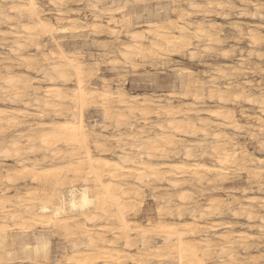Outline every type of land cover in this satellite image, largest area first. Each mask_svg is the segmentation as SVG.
Here are the masks:
<instances>
[{"label": "bare ground", "instance_id": "1", "mask_svg": "<svg viewBox=\"0 0 264 264\" xmlns=\"http://www.w3.org/2000/svg\"><path fill=\"white\" fill-rule=\"evenodd\" d=\"M0 1L9 2L7 9H5V8L0 9V26L1 25H8L9 26L7 30L1 31L0 37H1L2 41L6 42L4 44H6L10 47V51L15 53L14 55H16V53H18V51L22 50L23 46L27 43H29L32 46H35V48L39 49L41 47L40 46V44L42 42L41 40H43V41L46 40L47 43H48V41H50L55 46L54 50H52L49 54L48 53L44 54V57H41L44 60V63L41 65L38 62H37L38 64L34 63L35 61H38V60H35L34 62L31 60L34 55L31 56L30 51H29V54L31 57L30 59H28L26 57L28 55V54L25 55L26 53L23 54L25 57L24 56L21 57L22 56L21 53H20L21 56H19V54H17L18 55V56L16 55L17 57H21L18 59L19 63L22 65H25L27 70L29 69V71H30V69L32 67H35L34 65H36L37 70H39V71L42 70L43 71L42 78H40L41 76L40 77L34 76L32 79L22 78L23 76H21V75L19 76V74L17 75L16 71L13 70V72H15L16 74H14L11 71L13 68L10 70L11 67L10 68L6 67V68H9V69H7V72L5 74L0 73V98L6 99L8 102H11V103L17 105V103H20V102L24 103L25 102L24 97H26V95H28V97L33 96L32 99L34 100L35 104L32 107V109H30V108L29 109L35 110V111L38 110L39 112L36 114L39 115V119L47 116V114L45 113L46 112L45 109L50 108L52 106L54 107L53 111L55 112L57 118H59V117L62 118L59 121L53 120L50 122L43 121L41 119L42 122L37 121L36 123L34 122L33 124L30 123V120L28 118L29 125L31 124V126L28 125L29 129H27L26 127H25V129H21L22 131L19 129L21 132H19L17 129L18 133L15 134V136L14 135L12 136V135H9L7 133V130L10 128L14 129L15 127H17V125L19 124L18 116L19 115L24 116L25 111L22 110L24 107L22 109H19L20 107L18 109H14V107L12 109H9V108L8 109H0V157L8 158L10 156H16V158L19 161V166L21 165L20 169H17V171L15 170L16 172H12V171H10V167L7 168L4 165L0 164V264H13V263H16L17 260L20 262L30 261L31 264H42L40 262L41 260H39V259H43V261L49 262V259L53 253L52 252V248H53V246H52V244H53L52 232H57V233L61 232L60 236L63 234L65 236L64 240L67 239L70 242L69 246L71 245L75 250V251H73L75 253L66 259L67 264H100L102 262H103L102 264H113V263H115V264H128L127 263L128 261L132 262L131 264H133V263L134 264H144V262H147V264H154L153 261H149L150 259H156L157 261H159L158 264H168L169 261H171L170 264H209L208 262H210V261H208V260L211 259L212 256H215V255H217L219 257V260H220L219 263H217V264H249V262L244 261L246 259H244V260L239 259L235 255V253L233 251L235 241H233L231 239V237L229 236V234H227L226 232H224V233L218 232L219 234L216 236L217 240L215 239V241H217V243H213L212 240H214V239H212V237L201 238L204 235H208V234H206V232H208V233L209 232H216L222 228H224V229L226 228V230H227V228H231L232 223L230 221H228V222L214 221L210 225L204 227V230H203L201 227L198 226L199 224L197 225L196 217L195 216L193 217V214H195L198 211H199L200 216H204V215H214L215 216L218 214H225V213L227 216L228 215L227 213H231L235 217H238L239 215L241 216L242 214L243 215L245 214L246 216H248L247 218H249V219H253L254 217H257V216H255V212H254V210L256 209L255 207H253V208H255L253 210L251 207H248V205L247 206L244 205L242 207H241V205L239 207H237L236 205H233L237 201L239 203V200H240L238 198L239 196L238 197L236 196V199H233V201H229V202L213 201V200L209 201L208 200L209 201V202L207 201L208 204L206 203V206H204V208L201 207L202 209L196 208L197 206L196 207L194 206V208H193V206H192L191 213L193 212V214H192L193 218L191 220L187 219L188 221L182 220V219L179 220V218H178V221H171L170 222V220H169V222H167L168 220L165 221V218L162 217L164 220L160 219L156 223H153V224L151 223L148 226H145L143 224L144 225L143 226L142 224L135 223L134 222L135 220L132 221L129 218V216L131 215V213L133 211H135L134 209L136 207V203H137L138 199H140L141 195L143 194V190H145V189H143L144 188L143 186H145L150 181H153V182L154 181H165L170 186L171 190L172 189L173 190L178 189V191L180 192L182 190L181 189V184L183 182L182 180L186 174L191 175L192 181L194 180V181H196V183H203V181H206L205 185H207V183L210 185H215L216 182L223 183L226 180H228L229 174L232 173L233 169H237L239 171L241 169H243L242 167H240V164H239L240 162H238L240 152H241L240 151L241 148L238 146V144L233 143V140H232L233 137H229V135H227V131L228 130L229 131L230 130L243 131V130H247V126L244 123H242V121L238 118L236 111L231 107L229 108V107H224V105H222V106L221 105H218V106L214 105L217 107L216 108H205V106L208 105L207 100L217 101L218 103H222V104H224V103L226 104V103L230 102V103H245V104H247V106L249 105L250 108L257 110V112H259L261 114V116L257 118L258 124H256L255 126L258 128V130H259L258 132H262V134H263L262 136H264V94L261 93L262 95L260 94V96H257V95H255V93H249L250 91L249 92L246 91L247 87L245 85H243V86H245V88H246L245 89L243 86L238 85V82H237V86H236V88H234V90H233L234 84L232 82H221L219 84H215L216 76L225 78L228 75L220 68H216V70H215L216 73L210 79L211 85H206V83H203L205 80L203 82L200 81L198 83H193V78H192L191 72L188 70L185 72H179L180 73L179 77H178L179 82L178 81L177 82H178L179 87L181 88V91H178V92H176V90H175V92L171 91V92L166 93V96H164L165 94L163 96L167 99V101H172V99H176V98L186 99V98L190 97L191 102H189L190 105L188 107L185 106V107H187L186 109H183V107L176 105V103L173 104V103H169V102H168V104H166L165 107L161 106L158 108L155 105V104H157L156 101L159 102V101H162V99H163V97L159 94H158L159 96H157L156 100H154L155 98L152 100V99L147 98V97H140L139 95L133 96L132 94H131V96L129 95V97H128L122 91H111V90L103 89V88L100 89L102 87V86L100 87V85H98L100 88H98V86L97 87H91L89 85L90 83L88 81H90L89 79L92 75L91 73L92 72L94 73L95 69L91 72V70L85 65V63H82L79 60L78 53L75 52L74 50L73 51L72 50L67 51L64 44H63L64 42L62 41L63 40L62 34L68 33L70 31H72L73 29H76L77 26L75 24L77 21V25H78V22H79L78 20H76L75 18H71L73 16H71L69 13V15L71 16L70 18H68V22L70 25L69 26H66V25L62 26V24H61V26H56L54 23H52L50 20H48V18L47 19L45 18L46 15H49L53 12L44 9L45 7L43 8L41 6L40 0H17V2H16V0H0ZM56 1H58L60 4L65 2L64 0H49L50 3L56 2ZM66 1H68V0H66ZM115 1L116 0H114L112 6L110 8H108V11L110 12L109 14H111V16H110L111 21L107 20L108 23L113 22V23H115V25H121L122 28L127 26V25H131L133 22H132L130 17H126V15H125L126 12H125V14L121 13L120 18L115 16L116 13L119 15L120 14L119 12H122L123 10H125L122 7L123 5L121 4L122 5L121 6L119 4V2L121 0H119V2H118V4L120 6ZM131 1L133 3V0H131ZM145 1H147V0H145ZM58 2H56V3L59 4ZM141 2H144V0ZM178 2H179V0H178ZM223 2H225V1H223ZM244 2L246 3V1H244ZM254 2H257V1H254ZM172 3H174V2L172 1ZM199 3H201V2H198V5H200ZM212 3L210 2V4H212ZM247 3L249 4V2H247ZM53 4L56 6L55 3H53ZM60 4H59V6H60ZM68 4L69 3H67L66 5L69 7ZM87 4L90 5L89 3H87ZM131 4H130V6H131ZM193 4L194 3H192L190 5L194 7ZM217 4L219 6H223L221 2H218ZM229 4L231 5V3H229ZM213 5H215V4H213ZM218 5H216L217 7H215V6H213V7L220 8ZM67 6H66V10L68 9ZM172 6H173V4H172ZM259 6H261V5L255 4L254 8H255L256 13H258L257 11H259V8H260ZM263 6L264 5L262 4L261 7H263ZM199 7L200 6H198L197 9ZM232 7L234 8V6H232ZM180 8H183V7H180ZM188 8H189V6H188ZM225 8H226V6H225ZM86 9H88V8L86 7ZM104 9H106V8H104ZM83 11H84V9H83ZM97 11H100V10H97ZM171 11L175 12L172 9H171ZM179 11H181V10H179ZM185 11H184V13L180 12L178 14L177 20H173V18L171 19V18H168L166 16L165 22L163 20L160 22L145 23V30L146 31L143 30L144 32L142 30L138 32L137 29H136L137 31H134V32L133 31H127L126 32V30H125L126 38L128 39V41L125 43H122V45L120 46L118 51H116L114 49L113 50L119 53V58L121 59V61L123 60L125 64L132 63L134 57L135 58L136 57H143L144 58L147 56L148 57L147 60H149V58H151V57L156 58V57L161 56V55L163 56V55H167V54H179V53H184V54L188 53L191 57H193L195 54V52L193 50L194 46H197L199 44H203L204 42H212L213 41V43H214L216 38L214 37V34L210 33L211 29L208 30L204 25H202L203 24L202 21L204 20V17H203L201 22L198 21L199 23L195 21V23H197V24H195V23H192V22H189L188 20H186V18H188V17H186L188 15V10H187V12H185ZM196 11L197 10H195V12ZM211 11H212V9H211ZM218 11L215 13H219ZM201 12L203 15V11H201ZM232 12H234V11L232 10ZM64 13H65V11L63 12L61 9H57V11L54 14L57 15L56 19L58 20V18L63 19L62 16H65ZM80 13H82V12L80 11ZM155 13H157V12H155ZM208 13L206 11L207 15H209ZM262 13H260V14L262 15ZM143 14H145V13H143ZM191 14H193V13H190V16H191ZM206 14H204V15H206ZM247 14L248 13H246L245 15L249 16ZM135 15H136V13H135ZM139 15H141V14H139ZM226 15H228V13ZM74 16H75V14H74ZM84 16H86V15H84ZM93 16H94V14H93ZM193 16H195V15H193ZM257 16H258V14L255 15L256 18H257ZM101 17H104V16H101ZM252 17H254V16H252ZM259 17L263 18L262 16H259ZM103 19H100V20H103ZM199 19H200V17H199ZM95 20L98 21L99 19L95 18ZM189 20H190V18H189ZM61 21H64V20H61ZM85 22H87V21H85ZM139 23L141 24V22H139ZM263 23H264V21H263ZM91 24L92 23L87 24L88 27ZM134 24L137 25V23H134ZM101 25H102V22H101ZM259 26L260 25H258L257 27H259ZM80 27H81V25H80ZM82 27H84V26H82ZM88 27H86V28H88ZM93 27H95V26H93ZM110 27H112V26H110ZM211 27H212V25H211ZM222 27L223 26L221 25L220 28H222ZM251 27L249 28L250 30L253 29V27L252 28ZM255 27H256V25H255ZM97 29H99V28H97ZM111 29H113L112 31H114L116 28L114 29V27H113ZM126 29H128V28H126ZM142 29H144V28L142 27ZM214 29H215V26H214ZM101 30H102V28H101ZM116 30L119 32L121 30V32H123L122 29H120V30L116 29ZM139 30H140V28H139ZM254 30H256V29H253V31ZM112 31H111V33H112ZM214 31H217V29ZM241 31H242V29H241ZM257 31H254V32L256 33ZM95 32H94V34H95ZM251 32H249V34ZM258 33H259V31H258ZM123 34H124V32H123ZM253 35L252 36L250 35V38H251L250 41H252V42L255 41L257 34L256 35L253 34ZM81 36H83V35H81ZM110 36H111V34H110ZM222 37H224V36H222ZM103 38H105V37H103ZM257 38H258V36H257ZM259 39H260V37L258 39H256L255 42H257V40H258V43L260 41H262L261 39L259 41ZM123 40L126 41V39H123ZM8 41L10 43H8ZM91 41H95V40H91ZM146 41H147V44H146ZM83 42H84V40H83ZM113 42H114V40H113ZM71 43H72V41H71ZM29 44L25 45V46L29 47ZM112 44H114V43H112ZM249 44H251V43H249ZM92 45H93V43H92ZM214 45H216V44H214ZM255 45H252V46H255ZM85 46H86V44H85ZM205 46L208 47L207 45H205ZM233 46H235V45H233ZM112 47H113V45H112ZM101 48L103 49L104 47H101ZM196 48H195V50H196ZM229 49H230V47H229ZM199 50H201V49H199ZM225 51H227V49ZM243 51H244V49H243ZM259 51H261V50L259 49ZM262 51H264V50H262ZM262 51H261V53H262ZM9 52H7V53H9ZM37 52L38 51H36V53ZM231 52H232V50H231ZM36 53H35V55H36ZM88 53H89V51H88ZM203 53L204 52H202V55H203ZM252 53H253V51H252ZM236 54H238V53H236ZM247 54H250V53L247 52ZM3 55H4V53H3ZM197 55H198V53H197ZM227 55H229V53ZM258 55L260 56L261 54L259 53ZM16 56H14V57H16ZM223 56L226 57L225 55H223ZM250 56H252V54H250ZM263 56H264V54H262V58H263ZM210 57H212V56H210ZM4 58H6V57H4ZM4 58H2V59L4 60ZM9 58H6V59L14 61L13 59H9ZM11 58H12V56H11ZM111 58H115V57H111ZM119 58L117 60H119ZM214 58H216V57H214ZM260 58H261V56H260ZM42 59H39L40 62H42ZM137 59H140V58H137ZM244 59H245V57H244ZM8 60L6 62H10ZM85 60H86V58H85ZM141 60H143V59H141ZM147 60H143L144 61L143 63L145 64V61H146V63H148L149 61L147 62ZM158 61H159V59H158ZM3 62H5V61H3ZM113 62L115 63L116 60ZM154 62H155V60H154ZM200 62H201V60H200ZM13 63H15V62H13ZM107 63H108V61H107ZM162 63H163V61H162ZM150 64H151V60H150ZM230 64H232V63H230ZM96 65H97V63H96ZM99 65H100V63H99ZM103 65H102V67H104ZM157 65H159V64H157ZM157 65L155 64V66H157ZM237 65H240V63ZM5 66H9V65H7V63H6ZM14 66H15V64H14ZM119 66H121V65H118L115 67H119ZM132 66H134V65H132ZM137 66L138 65H136L135 67H137ZM243 66H244V64H243ZM19 67H20V65H19ZM235 68H236V66H235ZM184 69H186V67ZM204 69H206V68H204ZM237 69H238V67L235 70H237ZM240 69H241V67H240ZM179 70H182V69H179ZM230 70H231L230 72H232V68ZM235 70H233V71H235ZM182 71H184V70H182ZM25 72L27 73V71H25ZM115 72H117V71H115ZM256 72H257V70H256ZM18 73H20V72H18ZM31 74L32 73H30V76H31ZM119 74H121V72ZM244 74H246V73H244ZM27 75H29V74H27ZM207 75H210V74H207ZM211 75H213V74H211ZM233 75H234V73H233ZM24 76H26V75L24 74ZM245 76H247V75H245ZM228 77H231V76H228ZM112 78H114V77H112ZM176 79H177V77H176ZM70 80H73L72 87L74 86V88L72 89V91L70 90L71 91L70 93H67L69 91V89L67 92H65L66 90L65 89H64L65 91L63 90V86L61 87L58 83L59 82L64 83V82H68ZM101 80L103 81V79H101ZM116 80H118V78ZM116 80H114V82H117ZM245 80H249V79L246 78ZM110 81H111V79H110ZM40 82L51 84L42 92L41 96L38 93V87L39 86L36 87L37 86L36 85L33 88L34 84H37ZM261 82H262V80H261ZM192 83H193V85H192ZM118 84H117V86H120V84L119 85ZM66 85H68V84H66ZM31 87L33 89V93L28 92ZM65 87L67 89V86H65ZM108 87H109V85H108ZM69 88H70V86H69ZM112 90H113V88H112ZM259 92H261V91L259 90ZM150 96L152 97V95H150ZM6 100H4V101H6ZM26 101L28 102V104H30L28 100H26ZM166 102H164V103H166ZM6 103L7 102H5V104ZM25 104H27V103H25ZM32 104H33V102L31 103V105ZM152 105H155V107L158 108L155 116L159 117V120H160V118L162 119L164 117L165 120H163V121H166V122H164V123L157 122V125L153 126L155 128L157 127L156 132L154 131L155 132L154 136H147L148 131L146 132V136H137L138 134L141 133V132L138 133L140 130L138 132L135 130V132H137L138 134L137 133L133 134V132H134L133 130L130 132V130L135 125V123H132V122L130 123L129 122L130 119L128 117L131 116L130 118H132L133 116L134 117L136 116L138 118L137 114H139L140 116L142 115V117H144V116L148 115V113L151 112L150 108L153 107ZM93 106H97L102 111L103 118H105V119H111L116 115L115 117H117V119H116L117 121H119V122L122 121V123H123V121H126L125 123L130 124L129 127L131 129L128 127L130 130L127 133L126 137H123L121 134L118 135V133H117V135H112V134H114V133H112L111 137H109V139H107L108 137L105 139L108 142L110 141V143L113 142L115 144L114 148L110 147V146H112V145H110L109 147L111 149H109V147L106 146L104 144V142H102L103 140L99 141L98 139H96L95 142L93 141L92 134L90 133V129L88 127L87 113H86V110L89 107H93ZM225 106H227V105H225ZM42 107H44L45 109L44 108L41 109ZM113 108H115L118 113L115 112L116 110L113 111L114 110ZM155 110L156 109H154L153 112ZM47 111H48V109H47ZM241 112L243 115H246V112H244V110ZM29 113L27 115H29ZM50 114H54V113H50ZM50 114H49V117H50ZM153 114H155V113H153ZM192 114H194L195 116H192ZM33 115H35V114H33ZM161 116H163V117H161ZM178 116H183V118L181 120H177ZM34 117L36 118L37 116H34ZM21 118L22 117L19 116L20 121L22 120ZM53 118H54V116H53ZM37 119L38 118H36V120ZM139 120H141V119H139ZM155 121H158V120L155 119ZM24 122L26 124L25 120H24ZM100 123H102V122H100ZM112 123H110V124H112ZM149 123H150V121H149ZM106 124L110 125L108 123H105V125ZM115 124H113V126ZM21 125H18V126H21ZM107 125H106V127H107ZM120 125H121V122H120ZM123 125L125 126V124H123ZM143 125H144V123H143ZM143 125H141L140 127H142ZM152 125L150 124V126H152ZM94 126H96V124ZM212 126L217 127L216 130L213 129L214 127L212 128ZM91 127H92V125H91ZM153 127H152V129H153ZM92 128H91V130H93ZM102 128H103V126H102ZM139 129H142V128H139ZM149 129H151V127ZM23 130H27V131L29 130V131L24 132ZM123 130H126V129H123ZM225 130H227V131H225ZM121 131H119V132H121ZM8 132H11V130ZM92 132H94V131H92ZM99 132H101V131H99ZM125 133H124V135H125ZM179 133L180 134L184 133L185 136H187V137H189V136L199 137L197 142L193 141V142H195L194 144H196V146L199 147L202 155H209L213 159V162L212 161H211L212 163L209 162L210 164L203 163L204 159L202 160V163L198 162L196 159H194L195 156L193 153V149L191 147H188V146L184 149V156L183 157L185 158L184 160H187L188 162L189 161L192 162L190 164L186 163L187 161L184 163L183 160H182L183 163H179V162H177V163H171V162L170 163H154V162H152L151 161L152 157L154 158L156 156H158V157L169 156V154H167V152H166L167 149L165 150V148H166V146L171 147V146H175L176 144H178L177 143L178 141H176L174 138H176V135ZM237 133H239V132H237ZM246 133H248V132H246ZM149 135H151V134H149ZM258 135L256 137L252 134L251 137L254 136L258 139ZM260 135H261V133H260ZM102 136H104V134ZM262 136H260V137H262ZM14 137L17 139H15ZM97 138H99V137H97ZM22 139L27 143V145H29L30 148L33 147L34 151H36V152L40 151L41 152V154H40L41 158H38L33 163L31 162V164H26L30 161V159L28 160V162H26V159L24 157L25 156L24 155V153H25L24 147L20 146V143H22L21 142ZM246 140L248 141V137ZM258 140H260V139H258ZM185 141L186 140H184V142ZM185 143L187 144V141ZM258 143H261V142H258ZM258 143H256L257 145L256 144L255 145L258 146ZM262 143H264V142H262ZM182 144H184V143L182 142ZM229 144H232L233 147L230 146L231 148H229L228 147ZM62 145H65L69 149V153L61 152L60 146H62ZM65 146H64V148H65ZM256 146H254V147H256ZM178 147H182V146H178ZM175 148H176V146H175ZM257 148H259V147H257ZM170 149L171 148H169L168 150H170ZM262 149H264V148H262ZM258 151L260 152V150H258ZM36 152H34V153H36ZM200 152L198 151L199 154H200ZM253 152H252V155L254 154ZM34 153H32V154H34ZM173 154L176 156L178 154V151H176V149H175V151L173 150ZM243 154H246V153H243ZM110 155L117 156V157L116 158L114 157V159H113L112 157H110ZM196 156H199V155H196ZM247 156H248V154H247ZM249 156H250V154H249ZM253 156H255V155H253ZM35 157H36V154H35ZM2 158H1V160H2ZM64 158H66L67 161H66V164H64L65 166H62V167H60L58 165V166H52V167H46L45 168V167L41 166L42 165L41 163L37 162V161H41L42 163H46L49 161V162L53 163L57 160L64 159ZM173 158L174 157H172V159ZM33 159H35V158H32L31 160H33ZM66 159H64V160H66ZM145 159H148L149 161L145 160ZM178 159H179V157H178ZM247 159L249 160V157ZM64 160H62V161H64ZM3 161H4V159H3ZM259 162H260V158H259ZM5 163L7 164L8 162L5 161ZM9 163H11V162H9ZM9 163H8V165H9ZM244 163H246V162H244ZM260 163H264V160H263V162H260ZM56 165H57V163H56ZM62 165H63V163H62ZM245 166H247V165H245ZM253 167L251 168V170L249 168H248L249 170H247V174L249 176V179H251L250 183L253 182L252 185H254V183H256L258 186H261L262 183H264V166L262 165V166H259L257 168H253ZM14 168H15V166H14ZM11 169L13 170V167ZM245 169H246V167H245ZM242 172H244V171H242ZM67 177H70V181L68 180V184H67L68 186L65 187L66 183H67L66 180L68 179ZM27 179L36 183V186L33 189H29L30 185L32 187V184H30V183H29L30 185L28 186V189L25 188L26 189L25 192L21 191L23 193H21L19 191L20 188L17 190L18 187H16V189H14V187H13L14 184L16 185L17 182L20 183V180L23 182V185H25V187H26L27 186V183H26ZM242 179H243V177H242ZM234 181H235V179H234ZM236 181H238V180L236 179ZM202 185H204V184H202ZM248 185H250V184H248ZM257 185H255L256 189H257ZM230 186H227V187H230ZM263 186H261V187H263ZM148 187H149V185H148ZM156 188H159V187H156ZM185 188L187 190L186 186H185ZM12 189H14L13 192H15L13 195L11 194ZM198 189H200V188H198ZM237 189H238V186H237ZM152 190H155V188L154 189L152 188ZM186 190H182L181 193L179 194V197L176 196V198H178V200L181 201V203L186 202L187 198L189 196V192H188L189 190L188 191H186ZM157 191H159V190H157ZM166 191H167V189H166ZM224 191H227V190H224ZM253 191H254V189H253ZM153 192H155V191H153ZM246 192L247 191H245V193ZM255 193L253 195H255ZM144 194H145V191H144ZM162 194L163 195H161V193H160L159 196L161 195L160 197H163L164 193L162 192ZM166 194H168V193L166 192ZM191 194H192V192H191ZM156 195H157V193H156ZM231 195H233V194H231ZM144 196L146 197V195H144ZM190 196H193V195H190ZM251 196H252V194H251ZM255 196H257V195H255ZM259 196H261V195H259ZM155 197L157 198V196H155ZM211 198H213V197H211ZM255 198H253V199H255ZM158 200H160V199H158ZM251 201H254V200H251ZM163 202H165L167 204V206L170 208V210H168V212H166V213H168V215L174 214L173 213L174 211H173V209L171 210V208H173L172 204L174 202H177V201H175V199H173V196L169 195L168 197H166L163 200ZM157 203H159V202H157ZM197 203H199V202H197ZM248 203H249V201H248ZM138 204H141L140 201ZM194 204H195V202H194ZM260 204L261 203L259 202V205ZM162 205H164V204H162ZM184 205H187V204L185 203ZM195 205H197V204H195ZM250 205L252 206L253 204H250ZM158 207H160V206H158ZM258 207H257V209H260ZM262 207L264 208V203H263ZM187 208H190V207H187ZM138 209L140 210V208H138ZM163 209H161L159 211L160 214H161V211ZM184 209H185L184 207H180V206L175 208V211H176L175 213L177 214L178 217L183 216ZM137 211H135V212H137ZM188 211H190V210H188ZM186 213H187V210H186ZM165 214L162 213L161 215H165ZM186 215H188V214H186ZM261 215L264 216V214H261ZM135 216L133 215V217H135ZM263 216L261 217L260 221L257 220V221H259V223L257 224L259 227L258 229H260L261 231L264 230V217ZM208 218H210V217H208ZM216 218H217V216H216ZM221 218H223V216ZM241 218H243V217H241ZM81 220L84 221V223H80ZM175 220H177V219H175ZM98 221H102L104 223H102L101 225H97ZM136 221H138V220H136ZM240 221H242V220H240ZM250 221H252V220H250ZM139 223H141L140 220H139ZM202 226H203V224H202ZM235 226H237V225H235ZM247 226H248V223H247ZM249 226H253V225H249ZM203 231L205 232V234L202 236H201V234H199L200 238L198 240H196V242H194L193 239H192L193 241H190L191 240L190 238H189L190 240L187 239V237L197 236L198 233L203 232ZM236 232H234V233H236ZM239 232H240V234L244 233V232L241 233V230H239ZM246 232L244 233V235H239V237L242 238L243 240L244 239L247 240V237H249L251 235L255 236V234H256V233L250 234L248 236L246 234ZM106 233H111L114 236L115 240H113V236H112L111 237L112 241L108 242L107 240L110 239V237L108 238L109 235L108 236L106 235L108 239L105 238ZM134 234L138 235L141 238V244L145 248V249L143 248L144 252L142 255L131 253V250L134 249L133 248V245H134L133 241L134 240L132 239V235L134 236ZM211 234L214 235L215 233H211ZM213 235H211V236H213ZM152 236L158 237V238L159 237L163 238L166 245L164 247L162 246L163 247L162 249L158 248L156 250H153L152 247L155 244L151 248L150 247L148 248L149 237H152ZM237 236L235 238H237ZM139 237H138V239H140ZM134 238H135V236H134ZM136 238H137V236H136ZM121 239L123 241L122 243L124 244V249L123 248L119 249V248H121L122 245L119 247L120 243L118 240H121ZM156 240H158V239H156ZM260 240H262V239H260ZM248 241H249V238H248ZM154 242H155V240H154ZM243 242H245V241H243ZM65 243H66V241H65ZM101 243L103 246L100 245ZM150 243H152V242L150 241ZM161 243H162V241H161ZM261 243H262V241H261ZM157 244H159V243H157ZM162 244H164V243H162ZM253 244H255V243L253 242ZM244 245L245 244H243V246ZM246 245H247V243H246ZM246 247H248V246H246ZM160 248H161V246H160ZM63 249H65V248H63ZM68 249H70V248H68ZM245 249L246 248L244 247V250H242V251H245ZM139 250H141V249L139 248ZM240 250H241V248H240ZM235 251H236V248H235ZM19 253H21L22 255L19 256L20 255ZM250 253L249 254L245 253V254L250 255ZM254 253L255 252H253V254ZM238 254L239 253H237V255ZM253 254H251V255H253ZM256 254H257V252H256ZM242 256H244V255L242 254ZM245 256H247V255H245ZM244 257H242V258H244ZM254 257H256L255 259H257V256H254ZM260 257H262V256H260ZM249 258H250V256H249ZM61 259H58V260H61ZM248 261H249V259H248ZM212 263H213V260H212ZM250 263H251V260H250Z\"/></svg>", "mask_w": 264, "mask_h": 264}, {"label": "rangeland", "instance_id": "2", "mask_svg": "<svg viewBox=\"0 0 264 264\" xmlns=\"http://www.w3.org/2000/svg\"><path fill=\"white\" fill-rule=\"evenodd\" d=\"M41 2V6L44 8V9H46V10H48V11H52L53 13H51V14H49V15H46L45 16V18L47 19L48 18V20H50L52 23H54L56 26H61V24H62V26H69L70 24H69V22H68V18H70L71 16H73V17H71V18H75L76 20H78L79 22H78V25H77V21H76V26H77V28L76 29H73L72 31H70V32H68V33H65V34H62V38H63V44H64V46H65V48H66V50L67 51H75V52H77L78 53V58H79V60L82 62V63H85V65L91 70V72L95 69V71H94V73L92 72L91 74V77H90V81H88L90 84V86L91 87H97L98 85H100V87L98 86V88H100V89H108V90H111V91H122V92H124L128 97H129V95L131 96V94L134 96V95H139L140 97H147V98H150V99H154V100H156V98H157V96H159V95H161L162 97H163V99H162V101H159V102H157L156 101V103L158 104H155L158 108L159 107H165L166 106V104H168V102L169 103H173V104H175L176 103V105H179V106H181V107H183V109H186L190 104H189V102H191V98L190 97H188V98H186V99H181V98H176V99H172V101H167V99L164 97V96H166V93H168V92H171V91H174L175 92V90H176V92H178V91H181V88L179 87V85H178V82H179V79H178V77H179V72H185V71H190L191 72V75H192V78H193V83H198V82H200V81H204L203 83H206V85H211V82H210V79L212 78V76H214V74L216 73L215 72V70H216V68H220V69H222L226 74H228L225 78H222V77H217L216 76V80H215V84H219V83H221V82H232L233 84H234V87H233V90H234V88H236V86H237V82H238V85H241V86H243V85H245L246 87H247V89L245 88V86H243L245 89H246V91L247 92H249V93H255V95H257V96H260V94L262 93V94H264V56H263V58H262V54H264V51H262V50H264L263 48H264V23H263V21H264V6L263 7H261L262 6V4L264 5V0L262 1V0H179V2H178V0H147V1H145L144 0V2H141V1H143V0H133V3H132V1L131 0H121L120 2H119V0L117 1H115V2H117V4H118V2H119V4L123 7V9H125V10H123L122 12H119L120 14L118 15L117 13L115 14V16L116 17H118V18H120L121 17V13L122 14H125V12H126V17H130L131 18V20H132V24L131 25H127V26H125V27H123L122 28V26L121 25H115V23H113V22H110V23H108V21H111L110 20V16H111V14H109L110 12L108 11V8H110L111 6H112V4H113V1L114 0H68V1H66V0H64L65 2L64 3H59L58 1H56V2H58L59 4H60V6H59V4H57L56 2H52V3H50L49 2V0H40ZM80 1V2H79ZM90 1V2H89ZM172 1L174 2V3H172ZM176 1V2H175ZM186 1V2H185ZM206 3H205V2ZM223 1H225V2H223ZM233 1V2H232ZM236 1V2H235ZM244 1H246V3L244 2ZM254 1H257V2H254ZM262 1V2H261ZM1 3H0V9H7V7H8V3L9 2H5V1H0ZM16 2H17V0H16ZM82 2V3H81ZM85 2V3H84ZM95 2V3H94ZM104 4H103V3ZM130 2V3H129ZM178 2V3H177ZM198 2H203L202 4L204 5H202L201 3H199L200 5H198ZM210 4V2L212 3V4H208V3ZM218 2H221L222 3V5L223 6H219L217 3ZM247 2H249V4L247 3ZM251 2V3H250ZM4 3V4H3ZM43 3V4H42ZM53 3H55L56 4V6L53 4ZM67 3H69L68 5H69V7L66 5ZM87 3H89L90 5H88ZM93 3V4H92ZM106 3V4H105ZM124 3V4H123ZM132 3V4H131ZM192 3H194L193 5H194V7L193 6H191L190 4H192ZM197 5H196V4ZM229 3H231V5L229 4ZM234 5H233V4ZM254 3V4H253ZM7 4V5H6ZM102 4V5H101ZM118 4V5H119ZM130 4H131V6H130ZM172 4H173V6H172ZM213 4H215V5H213ZM225 4V5H224ZM255 4L256 5H261V6H259L260 8H259V11H257L258 13H256V11H255ZM4 5V6H3ZM68 7V9L66 10V6ZM86 5V6H85ZM94 5V6H93ZM109 5V6H108ZM119 5V6H120ZM146 5V6H145ZM189 6V8H188V6ZM196 5V6H195ZM215 6V7H217L216 5H218L220 8H215V7H213V6ZM6 6V7H5ZM59 6V7H58ZM71 6V7H70ZM108 6V7H107ZM127 6V7H126ZM198 6H200L198 9H197V7ZM203 6V7H202ZM225 6H226V8H225ZM232 6H234V8L232 7ZM245 6V7H244ZM56 7V8H55ZM74 7V8H73ZM86 7L88 8V9H86ZM125 7V8H124ZM180 7H183V8H180ZM210 7V8H209ZM213 7V8H212ZM249 7V8H248ZM104 8H106V9H104ZM175 10H174V9ZM191 8V9H190ZM202 8V9H201ZM236 8V9H235ZM250 10H248V9ZM262 8V9H261ZM55 9V10H54ZM57 9H61L63 12L65 11V13H64V15L65 16H62L63 17V19H61V18H58V20L56 19L57 18V15H55L54 13L57 11ZM75 9V10H74ZM83 9H84V11H83ZM87 11H86V10ZM90 9V10H89ZM96 9V10H95ZM145 9V10H144ZM153 9V10H152ZM171 9L173 10V11H175V12H172L171 11ZM181 10V11H179V10ZM201 9V10H200ZM211 9H212V11L214 12H212L211 11ZM243 9V10H242ZM261 9V10H260ZM97 10H100V11H97ZM162 10V11H161ZM186 10V11H185ZM187 10H188V15L186 16V17H188V18H186V20H188L189 22H192V23H195V21L196 22H201L202 21V19H203V17H204V20L202 21V25H204L208 30L209 29H211V31H210V33H212V34H214V37L216 38L215 39V41H214V43H213V41L212 42H204L203 44H199V45H197V46H194L193 47V50H194V52H195V54H194V56L193 57H191L188 53H186V54H184V53H179V54H167V55H161V56H158V57H151V58H149V60H147V56L146 57H134V59H133V61H132V63H130V64H125L124 63V61L122 60L121 61V59L119 58V53L118 52H116V51H118L119 50V48H120V46L122 45V43H125V42H127L128 41V39L126 38V32L127 31H137L138 30V32L139 31H146L145 30V23H154V22H160V21H163L164 20V22L166 21V16L168 17V18H173V20H177L178 19V14L180 13V12H183L184 13V11L185 12H187ZM195 10H197L196 12H195ZM219 10V11H218ZM232 10L234 11V12H232ZM70 11V12H69ZM77 11V12H76ZM80 11L82 12V13H80ZM107 11V12H106ZM190 11V12H189ZM201 11H203V15H202V12ZM206 11H207V13L209 14V15H207L206 14ZM211 11V12H210ZM219 12V13H215V12ZM221 11V12H220ZM248 11V12H247ZM92 14H91V13ZM106 12V13H105ZM155 12H157V13H155ZM201 14H199V13ZM242 12V13H241ZM245 12V13H244ZM250 12V13H249ZM262 13V15L260 14V13ZM69 13H70V15H69ZM96 13V14H95ZM101 15H100V14ZM135 13H136V15H135ZM143 13H145V14H143ZM190 13H193V14H191V16H190ZM228 13V15H226ZM246 13H248L247 15H249V16H246L245 14ZM256 14H258V16H257V18L255 17V15ZM74 14H75V16H74ZM81 14V15H80ZM93 14H94V16H93ZM106 14V15H105ZM139 14H141V15H139ZM204 14H206V15H204ZM243 14V15H242ZM260 14V15H259ZM84 15H86V16H84ZM144 15V16H143ZM172 15V16H171ZM177 15V16H176ZM193 15H195V16H193ZM217 15V16H216ZM68 16V17H67ZM84 16V17H83ZM101 16H104V17H101ZM107 16V17H106ZM109 16V17H108ZM135 16V17H134ZM163 18H162V17ZM252 16H254V17H252ZM259 16H262L263 18H261V17H259ZM77 17V18H76ZM81 17V18H80ZM87 17V18H86ZM98 18L99 20L98 21H96L95 20V18ZM106 17V18H105ZM199 17H200V19H199ZM202 17V18H201ZM105 20H104V19ZM176 18V19H175ZM189 18H190V20H189ZM206 18V19H205ZM67 19V20H66ZM100 19H103V20H100ZM196 19V20H195ZM61 20H64V21H61ZM81 20V21H80ZM83 20V21H82ZM96 22H94V21ZM108 20V21H107ZM134 20V21H133ZM153 20V21H152ZM155 20V21H154ZM157 20V21H156ZM257 20V21H256ZM55 21V22H54ZM60 21V22H59ZM66 21V22H65ZM85 21H87V22H85ZM91 21V22H90ZM146 21V22H145ZM237 21V22H236ZM252 21V22H251ZM101 22H102V25H101ZM139 22H141V24L139 23ZM198 22V23H199ZM206 22V23H205ZM222 22V23H221ZM251 22V23H250ZM90 24V23H92L91 25H89V27H88V25L87 24ZM134 23H137V25L136 24H134ZM250 23V24H249ZM255 23V24H254ZM110 24V25H109ZM140 24V25H139ZM195 24H197V23H195ZM263 24V25H262ZM80 25H81V27H80ZM86 25V26H85ZM98 25V26H97ZM106 25V26H105ZM108 25V26H107ZM211 25H212V27H211ZM215 26V29H214V26ZM221 25L223 26L222 28H220L221 27ZM235 25V26H234ZM239 25V26H238ZM255 25H256V27H255ZM258 25H260L259 27H257ZM82 26H84V27H82ZM93 26H95V27H93ZM110 26H112V27H110ZM118 26V27H117ZM242 26V27H241ZM249 26V27H248ZM253 27V29H256V30H254V31H259V33H258V31L255 33L254 31H253V29H249L250 27ZM8 25H1L0 26V33H1V31H5V30H7L8 29ZM86 27H88V28H86ZM105 27V28H104ZM114 27V29L116 28V29H118V30H120V29H122V31L124 32V34H123V32H121V30H120V32L119 31H117L116 29L114 30V31H112L113 29H111V28H113ZM142 27L144 28V29H142ZM251 27V28H252ZM81 28V29H80ZM97 28H99V29H97ZM101 28H102V30H101ZM126 28H128V29H126ZM139 28H140V30H139ZM4 29V30H3ZM84 29V30H83ZM87 29V30H86ZM111 29V30H110ZM137 29V30H136ZM217 29V31H214V30H216ZM241 29H242V31H241ZM261 29V30H260ZM90 32H89V31ZM100 30V31H99ZM125 30H126V32H125ZM221 30V31H220ZM85 31V32H84ZM96 31V32H95ZM111 31H112V33H111ZM143 31V32H144ZM223 31V32H222ZM251 32L250 34H249V32ZM262 31V32H261ZM76 32V33H75ZM79 32V33H78ZM94 32H95V34H94ZM242 32V33H241ZM98 33V34H97ZM244 33V34H243ZM90 34V35H89ZM110 34H111V36H110ZM253 34H257V36H258V38L260 37V39L262 40V41H260V39H259V43H258V40H257V42H255L256 41V39H258L257 38V36H256V39H255V41L254 42H252V41H250V35L252 36ZM260 36H259V35ZM81 35H83V36H81ZM85 35V36H84ZM218 35V36H217ZM96 38H95V37ZM98 36V37H97ZM217 36V37H216ZM222 36H224V37H222ZM234 36V37H233ZM236 36V37H235ZM254 36V35H253ZM85 39H84V38ZM102 37V38H101ZM103 37H105V38H103ZM81 38V39H80ZM83 38V39H82ZM90 38V39H89ZM112 38V39H111ZM115 38V39H114ZM224 38V39H223ZM236 38V39H235ZM123 39H126V41L125 40H123ZM241 39V40H240ZM83 40H84V42H83ZM86 40V41H85ZM91 40H95V41H91ZM113 40H114V42H113ZM122 40V41H121ZM237 40V41H236ZM42 42H41V44H40V48L39 49H37V48H35V46H32L31 44H29V43H27V44H25V45H28L29 44V47L27 46H23V48H22V50H20V51H18V53H16V55L17 54H19V56H21V54H22V56L21 57H23L24 55L23 54H25V55H27L26 57L28 58V59H30L31 57H30V54H31V56H33L32 57V61L34 62L35 60H38V61H35L34 63H39L40 65L41 64H43L44 63V60L41 58V57H44V54H49L52 50H54V48H55V46H54V44L52 43V42H50V41H48V43L46 42V40L45 41H43V40H41ZM71 41H72V43H71ZM81 41V42H80ZM93 43V45H92V43ZM110 41V42H109ZM124 41V42H123ZM78 42V43H77ZM107 42V43H106ZM219 42V43H218ZM235 42V43H234ZM239 42V43H238ZM4 43H6V42H4V41H2L1 40V37H0V44L2 45H0V58L2 59V58H4V57H6V58H9V59H13L14 61H12V60H8V59H6V58H4V60L2 59H0V73H2V74H5L6 72H7V69H9L10 67V70L13 72V70L14 71H16L17 72V75L19 74V76L21 75V76H23L22 78H28V79H32L34 76L35 77H40V78H42V74H43V71L42 70H37L36 69V65H34L35 67H32L31 69H30V71H29V69L27 70L26 69V67H25V65H22V64H20L19 63V58H21V57H17L16 55H14L15 53H13L12 51H10V47L8 46V45H6V44H4ZM8 43H10L9 41H8ZM51 43V44H50ZM67 43V44H66ZM97 43V44H96ZM112 43H114V44H112ZM116 43V44H115ZM249 43H251V44H249ZM50 44V45H49ZM53 44V45H52ZM83 44V45H82ZM85 44H86V46H85ZM95 44V45H94ZM146 44H147V41H146ZM209 44V45H208ZM211 44V45H210ZM214 44H216V45H214ZM231 44V45H230ZM239 44V45H238ZM256 44V45H255ZM258 44V45H257ZM4 45V46H3ZM49 45V46H48ZM92 45V46H91ZM112 45H113V47H112ZM205 45H207L208 47H206ZM233 45H235V46H233ZM252 45H255V46H252ZM214 46V47H213ZM250 46V47H249ZM8 47V48H7ZM25 47V48H24ZM86 47V48H85ZM101 47H104L103 49L101 48ZM197 47V48H196ZM205 47V48H204ZM216 47V48H215ZM229 47H230V49L232 50V52H231V50L229 49ZM255 47V48H254ZM32 48V49H31ZM97 48V49H96ZM101 48V49H100ZM108 48V49H107ZM117 48V49H116ZM195 48H196V50H195ZM215 48V49H214ZM244 49V51H243V49ZM250 48V49H249ZM41 49V50H40ZM90 49V50H89ZM100 49V50H99ZM106 49V50H105ZM116 50V51H114V50ZM199 49H201V50H199ZM205 49V50H204ZM227 49V51H225ZM235 49V50H234ZM241 49V50H240ZM253 49V50H252ZM258 51H257V50ZM259 49L262 51V53H261V51H259ZM82 50V51H81ZM85 50V51H84ZM103 50V51H102ZM208 50V51H207ZM230 50V51H229ZM251 50V51H250ZM2 51V52H1ZM9 52V53H7V52ZM29 51H30V54H29ZM36 51H38L37 53H36ZM49 51V52H48ZM88 51H89V53H88ZM99 51V52H98ZM225 51V52H224ZM243 51V52H242ZM252 51H253V53H252ZM16 52V51H15ZM23 52V53H22ZM28 52V53H27ZM41 52V53H40ZM43 52V53H42ZM202 52H204L203 53V55H202ZM223 52V53H222ZM240 52V53H239ZM247 52H249L250 54H252V56H250V54H247ZM261 54L260 56H261V58H260V56L258 55L259 53ZM2 53V54H1ZM3 53H4V55H3ZM21 53V54H20ZM35 53H36V55H35ZM40 53V54H39ZM97 53V54H96ZM111 53V54H110ZM113 53V54H112ZM117 55H116V54ZM197 53H198V55H197ZM226 53V54H225ZM229 53V55H227ZM236 53H238V54H236ZM9 54V55H8ZM42 54V55H41ZM241 54V55H240ZM246 54V55H245ZM41 55V56H40ZM81 57H80V56ZM223 55H227L226 57H224ZM11 56H12V58H11ZM14 56H16V57H14ZM39 56V57H38ZM85 56V57H84ZM103 56V57H102ZM117 56V57H116ZM190 56V57H189ZM210 56H212V57H210ZM229 56V57H228ZM243 56V57H242ZM25 57V56H24ZM38 57V58H37ZM92 57V58H91ZM102 57V58H101ZM105 57V58H104ZM111 57H115V58H111ZM160 57V58H159ZM201 57V58H200ZM214 57H216V58H214ZM239 57V58H238ZM244 57H245V59H244ZM249 57V58H248ZM257 57V58H256ZM16 60H15V59ZM85 58H86V60H85ZM104 58V59H103ZM108 58V59H107ZM119 58V60H117ZM137 58H140V59H137ZM146 58V59H145ZM178 58V59H177ZM191 58V59H190ZM238 58V59H237ZM242 60H241V59ZM6 59V60H5ZM39 59H42V62H40V60ZM112 61H111V60ZM141 59H143V60H147V62L148 63H146V61H145V64L143 63L144 61L143 60H141ZM158 59H159V61H158ZM166 59V60H165ZM169 59V60H168ZM181 59V60H180ZM199 59V60H198ZM10 61V62H6V61ZM103 60V61H102ZM116 60V62L114 63L113 61H115ZM138 60V61H137ZM140 60V61H139ZM150 60H151V64H150ZM154 60H155V62H154ZM172 60V61H171ZM183 60V61H182ZM200 60H201V62H200ZM217 60V61H216ZM241 60V61H240ZM2 61V62H1ZM3 61H5V62H3ZM86 61V62H85ZM93 61V62H92ZM97 61V62H96ZM99 61V62H98ZM107 61H108V63H107ZM119 61V62H118ZM162 61H163V63H162ZM203 61V62H202ZM243 61V62H242ZM13 62H15V63H13ZM18 62V63H17ZM88 62V63H87ZM165 62V63H164ZM170 62V63H169ZM172 62V63H171ZM224 62V63H223ZM227 62V63H226ZM229 62V63H228ZM237 64H239L240 63V65H237ZM6 63H7V65H9V66H5L6 65ZM37 63V64H38ZM93 63V64H92ZM96 63H97V65H96ZM99 63H100V65H99ZM107 63V64H106ZM120 63V64H119ZM143 63V64H142ZM161 63V64H160ZM168 63V64H167ZM205 63V64H204ZM230 63H232V64H230ZM249 63V64H248ZM3 66H2V65ZM14 64H15V66H14ZM104 64V65H103ZM123 64V65H122ZM142 64V65H141ZM148 64V65H147ZM154 64V65H153ZM155 64L157 65V64H159V65H157V66H155ZM164 64V65H163ZM167 64V65H166ZM230 64V65H229ZM242 64V65H241ZM243 64H244V66H243ZM259 64V65H258ZM19 65H20V67H19ZM22 65V66H21ZM102 65L104 66V67H102ZM108 65V66H107ZM110 65V66H109ZM118 65H121V66H119V67H115V66H118ZM132 65H134V66H132ZM136 65H138L137 67H135ZM153 65V66H152ZM216 65V66H215ZM219 67H218V66ZM249 65V66H248ZM91 66V67H90ZM107 66V67H106ZM125 66V67H124ZM129 66V67H128ZM173 66V67H172ZM175 66V67H174ZM179 66V67H178ZM181 66V67H180ZM227 66V67H226ZM235 66H236V68L238 67V69L237 70H235L236 68H235ZM4 67V68H3ZM6 67H9V68H6ZM19 67V68H18ZM122 67V68H121ZM133 67V68H132ZM186 67V69H184ZM197 67V68H196ZM215 67V68H214ZM234 67V68H233ZM240 67H241V69H240ZM247 69H246V68ZM250 69H249V68ZM3 68V69H2ZM35 68V69H34ZM102 70H101V69ZM117 68V69H116ZM127 68V69H126ZM131 68V69H130ZM175 68V69H174ZM204 68H206V69H204ZM232 68V72H230L231 69ZM2 69V70H1ZM5 69V70H4ZM23 69V70H22ZM178 69V70H177ZM179 69H182V70H184V71H182V70H179ZM228 69V70H227ZM244 69V70H243ZM249 69V70H248ZM33 70V71H32ZM99 70V71H98ZM117 71V72H115V71ZM120 70V71H119ZM163 70V71H162ZM169 70V71H168ZM192 70V71H191ZM233 70H235V71H233ZM242 70V71H241ZM253 70V71H252ZM255 70V71H254ZM256 70H257V72H256ZM3 71V72H2ZM25 71H27V73L24 72ZM29 71V72H28ZM36 71V72H35ZM39 71V72H38ZM140 71V72H139ZM142 71V72H141ZM178 71V72H177ZM204 71V72H203ZM18 72H20V73H18ZM98 72V73H97ZM114 72V73H113ZM121 72V74H119ZM193 72V73H192ZM14 74H16L15 72H13ZM23 73V74H22ZM30 73H32L31 74V76H30ZM37 75H36V74ZM205 73V74H204ZM232 73V74H231ZM233 73H234V75H233ZM244 73H246V74H244ZM256 73V74H255ZM24 74L26 75V76H24ZM27 74H29V75H27ZM185 74V73H184ZM207 74H210V75H207ZM211 74H213V75H211ZM231 74V75H230ZM242 74V75H241ZM94 75V76H93ZM120 77H119V76ZM186 75V74H185ZM195 75V76H194ZM207 75V76H206ZM233 75V76H232ZM245 75H247V76H245ZM28 76V77H27ZM228 76H231V77H228ZM112 77H114V78H112ZM122 77V78H121ZM176 77H177V79H176ZM228 77V78H227ZM118 78V80H116ZM249 79V80H245V79ZM259 78V79H258ZM101 79H103V81L101 80ZM110 79H111V81H110ZM120 79V80H119ZM195 79V80H194ZM208 79V80H207ZM100 80V81H99ZM114 80H116L117 82H114ZM123 80V81H122ZM207 80V81H206ZM238 80V81H237ZM244 80V81H243ZM261 80H262V82H261ZM119 81V82H118ZM178 81V82H177ZM209 81V82H208ZM259 81V82H258ZM72 82V83H71ZM100 82V83H99ZM103 82V83H102ZM122 82V83H121ZM177 82V83H176ZM208 82V83H207ZM250 82V83H249ZM258 82V83H257ZM110 83V84H109ZM120 84V86H117V84ZM193 83H192V85H193ZM210 83V84H209ZM247 83V84H246ZM39 84V85H38ZM45 84V85H44ZM48 83H44V82H40V83H37V84H34L33 85V88L36 86V87H38V93H39V95L41 96L42 95V92L49 86V85H51V84H48ZM61 87L63 86V90L65 91V92H67L68 91V89H69V91L67 92V93H70L71 91H72V89L74 88V86L72 87V85H73V80H70V81H68V82H64V83H62V82H59L58 83ZM66 84H68V85H66ZM102 84V85H101ZM118 84V85H119ZM125 84V85H124ZM108 85H109V87H108ZM175 85V86H174ZM177 85V86H176ZM45 86V87H44ZM65 86H67V89H66V87ZM69 86H70V88H69ZM123 86V87H122ZM158 86V87H157ZM43 87V88H42ZM126 87V88H125ZM177 87V88H176ZM179 87V88H178ZM239 87V86H238ZM261 87V88H260ZM110 88V89H109ZM112 88H113V90H112ZM118 88V89H117ZM123 88V89H122ZM175 88V89H174ZM32 89V87L29 89V91L28 92H32L33 93V89ZM43 89V90H42ZM122 89V90H121ZM71 90V91H70ZM129 90V91H128ZM259 90L261 91V92H259ZM258 91V92H257ZM129 93V94H128ZM142 94V95H141ZM155 94V95H154ZM157 94V95H156ZM159 94V95H158ZM165 94V95H164ZM261 94V95H262ZM148 95V96H147ZM150 95H152V97L150 96ZM155 97H154V96ZM164 95V96H163ZM33 97V96H32ZM32 97L31 96H29L28 97V95H26V97H24L25 98V102L23 103V102H20V103H17V105L16 104H13V103H11V102H8L6 99H3V98H0V109H12L13 107H14V109H18L19 107V109H22L23 107V111H25V113H24V116H22V115H19L20 117H22L21 119V121H20V119H19V116H18V120H19V124L18 125H21V126H18L17 125V127H15L14 129L13 128H10V129H8L7 130V133L9 134V135H14L15 136V134H17L18 133V131L19 132H21L22 130L21 129H25V127L27 128V129H29V127H28V125H29V120H30V123L31 124H33L34 122L36 123L37 121L39 122H42V120L43 121H48V122H50V121H59L60 119H62V118H57V116H56V114H55V112L53 111L54 110V107L52 106V107H50V108H47L48 109V111H47V109H45L44 107H42L41 109H45V113L47 114V116H45L44 118H41V119H39V115L38 114H36V113H38L39 111L38 110H30V109H32V107L34 106V104H35V102H34V100L32 99ZM30 100H29V99ZM165 98V99H164ZM4 100H6V101H4ZM26 100H28L29 101V103L30 104H28V102L26 101ZM3 101V102H2ZM167 101V102H166ZM176 101V102H175ZM179 101V102H178ZM184 101V102H183ZM5 102H7L6 104H5ZM33 102V104L31 105V103ZM164 102H166V103H164ZM181 102V103H180ZM207 106H205V108H216L218 105H224V107H231V108H233L235 111H236V114H237V116H238V118L242 121V123H244L246 126H247V130H243V131H233V130H225V131H227V135H229V137H233L232 138V140H233V143H235V144H238V146L241 148L240 149V156H239V161L238 162H240L239 164H240V167H242L243 169H241L240 171L239 170H237V169H233L232 170V173L231 174H229V178H228V180H226L225 182H223V183H221V182H216L215 183V185H210V184H208L207 183V185H205L206 184V181H203V183H196V181H192V177H191V175H189V174H186L185 176H184V178H183V182H182V184H181V189L182 190H186V188H185V186L187 187V190L186 191H188L189 192V196H188V198H187V201L186 202H183V203H181V201H179L178 200V198H176V196L177 197H179V194L181 193V191L179 192L178 191V189H172L171 190V188H170V186L167 184V182H165V181H150L149 183H147L145 186H143L144 188L143 189H145V190H143V194L141 195V197H140V199H138V201H137V203H136V207H135V211H137V212H135V211H133L132 213H131V215L129 216V218L132 220V221H134L135 223H137V224H144L145 226H148V225H150L151 223L153 224V223H156L158 220H164L162 217H164L165 218V221H167V222H169V220H170V222L171 221H178V218H179V220H187V219H189V220H191L194 216L196 217V219H197V225L199 226V227H201L203 230H204V227H206V226H208V225H210L211 223H213L214 221H219V222H228V221H230L231 223H232V227L231 228H227V230H226V228L224 229V228H222V229H220V230H218V231H216V232H206V234H208V235H204L205 234V232L203 231V232H200V233H198V235L197 236H189V237H187V239H189L190 241H193L194 240V242H196V240H198L199 238H200V235L199 234H201V236L202 235H204V236H202L201 238H204V237H212V239H214V240H212L213 241V243H217V241H215V239L217 240V235L221 232V233H224V232H226L227 234H229V236L231 237V239L233 240V241H235V243H234V248H233V251H234V253H235V255L239 258V259H242V260H244V259H246V260H244L245 262H249V264H264V230L263 231H261L260 229H258L259 227H258V223H259V221H260V219H261V217L263 216V215H261V214H264V208L262 207V205H263V203H264V183H262V185L261 186H263V187H261V186H258L256 183H254V185H252L253 184V182H251L250 183V180L251 179H249V176H248V174H247V170H251V168L253 167V168H257V167H259V166H264V163H260V162H263V160H264V149H262V148H264V143H262V142H264L263 140H264V136H262L263 134H262V132H258L259 130H258V128L255 126L256 124H258V117H260L261 116V114L259 113V112H257V110H255V109H253V108H250L249 107V105L247 106V104H245V103H224V104H222V103H218L217 101H209V100H207ZM215 104H214V103ZM9 103V104H8ZM25 103H27V104H25ZM212 103V104H211ZM19 104V105H18ZM231 104V105H230ZM233 104V105H232ZM7 105V106H6ZM12 105V106H11ZM25 105V106H24ZM28 105V106H27ZM155 105H152L153 107V109L152 108H150V110H151V112L150 113H148V115H146V116H144V117H142V115L140 116L139 114H137V116H138V118L135 116H133L132 118H130L131 116H129L128 118L130 119L129 120V122L131 123H135V127L133 126V128L131 129L130 127H129V125L130 124H127V123H125L126 121H123V123H122V121H120L121 122V125H120V122L119 121H117L116 119H117V117H113V118H111V119H105V118H103V113H102V111L97 107V106H93V107H89L87 110H86V113H87V122H88V127H89V129H90V133L92 134V137H93V141L95 142V140L96 139H98L99 141L100 140H103L102 142H104V144L106 145V146H110V145H112V146H110V147H115V144L113 143V142H111L110 143V141L108 142V141H106L105 139L107 138V139H109V137H111V134L112 133H114V134H112V135H117V133H118V135L119 134H121L123 137H126L127 136V133L129 132V130H130V132L133 130L134 132H133V134H136L139 130V132L138 133H140V134H138L137 136H146V132H147V136H154L155 135V132H156V130H157V127L155 128V127H153L154 125L156 126L157 125V122H162V123H164V122H166V121H163V120H165L164 119V117L163 116H161V117H163L162 119L160 118V120H159V117H157V116H155L156 115V111H157V107H155ZM211 105V106H210ZM214 105H217V106H214ZM225 105H227V106H225ZM4 106V107H3ZM17 106V107H16ZM185 106H187V107H185ZM3 107V108H2ZM6 107V108H5ZM11 107V108H10ZM27 108V109H26ZM30 108V109H29ZM242 108V109H241ZM26 109V110H25ZM114 110L113 111H115L116 109L115 108H113ZM154 109H156L154 112H153V110ZM244 110V112H246V115H243L242 114V112L241 111H243ZM30 113H29V112ZM52 111V112H51ZM115 112H117V110L115 111ZM155 113V114H153V113ZM257 112V113H256ZM29 113V115H27ZM35 114V115H33V114ZM50 113H54V114H50ZM118 113V112H117ZM152 113V114H151ZM27 116H26V115ZM49 114H50V117H49ZM90 114V115H89ZM251 114V115H250ZM34 116H37L36 118H38L37 120H36V118L34 117ZM53 116H54V118H53ZM192 116H195L194 114H192ZM252 116V117H251ZM24 117V118H23ZM141 117V118H140ZM146 117V118H145ZM151 117V118H150ZM157 117V118H156ZM28 118H29V120H28ZM89 118V119H88ZM98 118V119H97ZM150 118V119H149ZM154 118V119H153ZM183 118V116H178L177 117V120H181ZM26 121V124H25V122H24V120ZM46 119V120H45ZM135 121H134V120ZM139 119H141V120H139ZM148 119V120H147ZM153 119V120H152ZM155 119H157L158 121H155ZM117 122H116V121ZM146 120V121H145ZM152 120V121H151ZM24 123H23V122ZM97 121V122H96ZM99 121V122H98ZM105 121V122H104ZM113 123H112V122ZM128 121V120H127ZM149 121H150V123H149ZM21 122V123H20ZM28 122V123H27ZM95 122V123H94ZM100 122H102V123H100ZM140 122V123H139ZM149 124H148V123ZM257 122V123H256ZM90 123V124H89ZM94 123V124H93ZM100 123V124H99ZM104 123V124H103ZM105 123H108V124H110V123H112V124H110V125H107V127L109 128H107L106 127V125H105ZM117 125H116V124ZM119 123V124H118ZM142 123V124H141ZM143 123H144V125H143ZM252 123V124H251ZM31 124L29 125V126H31ZM96 124V126H94ZM113 124H115L114 126H113ZM123 124H125V126L123 125ZM127 124V125H126ZM150 124L152 125V126H150ZM251 124V125H250ZM26 125V126H25ZM91 125H92V127H91ZM141 125H143L142 127H140ZM149 125V126H148ZM23 126V127H22ZM101 126V127H100ZM102 126H103V128H102ZM116 126V127H115ZM123 126V127H122ZM250 126V127H249ZM256 128H255V127ZM100 127V128H99ZM115 127V128H114ZM118 127V128H117ZM126 127V128H125ZM130 129H129V128ZM146 129H145V128ZM151 127V129H149ZM152 127H153V129H152ZM214 126H212V128H213ZM254 127V128H253ZM91 128L93 129V130H91ZM102 128V129H101ZM106 128V129H105ZM128 128V129H127ZM139 128H142V129H139ZM148 128V129H147ZM216 128L217 127H214L213 129H215L216 130ZM17 129H18V131H17ZM21 131H20V130ZM105 129V130H104ZM112 129V130H111ZM123 129H126V130H123ZM138 129V130H137ZM11 130V132H8V131H10ZM111 130V131H110ZM122 130V131H121ZM135 130L137 131V132H135ZM254 130V131H253ZM17 131V132H16ZM24 132H28L27 130H23ZM92 131H94V132H92ZM99 131H101V132H99ZM104 131V132H103ZM106 131V132H105ZM113 131V132H112ZM115 131V132H114ZM117 131V132H116ZM119 131H121V132H119ZM124 131V132H123ZM145 131V132H144ZM152 131V132H151ZM155 131V132H154ZM250 131V132H249ZM123 132V133H122ZM126 132V133H125ZM159 132V131H158ZM237 132H239V133H237ZM246 132H248V133H246ZM102 133V134H101ZM108 133V134H107ZM116 133V134H115ZM124 133H125V135H124ZM151 134V135H149V134ZM241 133V134H240ZM254 135V136H256L257 137V135H258V139H260V140H258L256 137H254V136H252L251 137V135L252 134ZM260 133H261V135H260ZM104 134V136H102ZM110 134V135H109ZM235 134V135H234ZM251 134V135H250ZM256 134V135H255ZM95 135V136H94ZM237 135V136H236ZM246 135V136H245ZM11 136V137H12ZM260 136H262V137H260ZM96 137V138H95ZM97 137H99V138H97ZM196 137V138H195ZM240 137V138H239ZM242 137V138H241ZM247 137H248V141L246 140L247 139ZM260 137V138H259ZM13 138V137H12ZM15 138V137H14ZM95 138V139H94ZM102 138V139H101ZM184 138V139H183ZM190 138V139H189ZM198 138L199 137H197V136H189V137H187V136H185V134L184 133H179V134H177L176 135V138H174L176 141H178L177 143L178 144H176L175 146H176V148H175V146H166V148H165V150L167 149V154H169V156H164V157H158V156H156V157H152L151 158V161L152 162H154V163H177V162H179V163H183V161H184V163L187 161V160H184L185 158L183 157L184 156V149L188 146V147H191L192 149H193V153H194V156L196 157H194V159H196L198 162H201L202 163V160H203V163H208V164H210L209 162H213V159L209 156V155H202L201 154V150L199 149V147L198 146H196V144H194L195 142H197L198 141ZM238 138V139H237ZM252 138V139H251ZM255 138V139H254ZM262 138V139H261ZM15 139H17V138H15ZM237 139V140H236ZM184 140H186L187 141V144L184 142ZM192 140V141H191ZM239 140V141H238ZM106 141V142H105ZM193 141H195V142H193ZM22 143H20V146H22V147H24V157H25V159H26V162H28V160L30 159V161L28 162V163H26V164H31V162L33 163V162H35L38 158H41V152L40 151H34V148L32 149V148H30L29 147V145H27V143L22 139V141H21ZM182 142L184 143V144H182ZM258 142H261V143H258ZM110 143V144H109ZM256 143H258V146H256L257 144ZM22 144V145H21ZM192 144V145H191ZM194 144V145H193ZM246 144V145H245ZM256 144V145H255ZM184 145V146H183ZM64 146L65 145H62V146H60L61 148V152H64V153H69V149L65 146V148H64ZM178 146H182V147H178ZM230 146H232V144H229L228 145V147L229 148H231ZM254 146H256V147H254ZM261 146V147H260ZM263 146V147H262ZM109 147V149H111ZM194 147V148H193ZM233 147V146H232ZM257 147H259V148H257ZM64 148V149H63ZM112 148V149H113ZM169 148H171L170 150H168ZM257 148V149H256ZM63 149V150H62ZM67 149V150H66ZM175 149H176V151H178V154L175 156L174 154H173V150L175 151ZM248 149V150H247ZM30 150V151H29ZM172 150V151H171ZM246 150V151H245ZM258 150H260V152L258 151ZM23 151V150H22ZM27 151V152H26ZM29 151V152H28ZM170 151V152H169ZM198 151L200 152V154L198 153ZM254 153L253 155H255V156H253L252 155V152ZM34 153V152H36V153H34V154H32V153ZM40 152V153H39ZM172 152V153H171ZM196 153V154H195ZM243 153H246V154H243ZM258 153V154H257ZM35 154H36V157H35ZM180 154V155H179ZM247 154H248V156H247ZM249 154H250V156H249ZM263 154V155H262ZM14 155V154H13ZM29 155V156H28ZM196 155H199V156H196ZM261 155V156H260ZM34 156V157H33ZM204 156V157H203ZM209 156V157H208ZM253 156V157H252ZM28 157V158H27ZM31 157V158H30ZM110 157H112L113 159H114V157L116 158L117 156H113V155H110ZM172 157H174L173 159H172ZM178 157H179V159H178ZM244 159H243V158ZM249 157V160L247 159ZM258 157V158H257ZM1 158L2 157H0V164L1 165H4L5 167H10V171H12V172H16L17 171V169H20V166H19V161H18V159L16 158V156H10V157H8V158H2V160H1ZM16 158V159H15ZM32 158H35V159H33V160H31ZM201 158V159H200ZM209 158V159H208ZM259 158H260V162H259ZM3 159H4V161H3ZM15 159V160H14ZM64 159H66V158H64ZM64 159H60V160H57V161H55V162H46V163H42L41 161H37L38 163H41L40 165L42 166V167H52V166H60V167H62V166H65L64 164H66V161H67V159L66 160H64ZM155 159V160H154ZM157 159V160H156ZM166 159V160H165ZM200 161H199V160ZM251 159V160H250ZM258 159V160H257ZM17 160V161H16ZM62 160H64V161H62ZM145 160H148V159H145ZM154 160V161H153ZM164 162H163V161ZM173 160V161H172ZM183 160V161H182ZM256 162H255V161ZM5 161H7L8 163L9 162H11V163H9V165H8V163L6 164L5 163ZM62 161V162H61ZM149 161V160H148ZM158 161V162H157ZM181 161V162H180ZM206 161V162H205ZM246 162V163H244V162ZM254 161V162H253ZM211 162V163H212ZM248 162V163H247ZM4 163V164H3ZM56 163H57V165H56ZM59 163V164H58ZM62 163H63V165H62ZM186 163H188V164H190V163H192V162H186ZM251 163V164H250ZM51 164V165H50ZM61 164V165H60ZM260 164V165H259ZM11 165V166H10ZM18 165V166H17ZM39 165V166H40ZM47 165V166H46ZM245 165H247V166H245ZM259 165V166H258ZM14 166H15V168H14ZM18 168H17V167ZM40 166V167H41ZM244 166V167H243ZM252 166V167H251ZM13 167V170L11 169ZM245 167H246V169H245ZM251 167V168H250ZM249 168V169H248ZM16 170V171H15ZM236 171V172H235ZM242 171H244V172H242ZM238 175H237V174ZM235 174V175H234ZM188 175V176H187ZM239 176V177H238ZM71 177V176H70ZM70 177H67L68 179L66 180V186L65 187H67L68 185V180L70 181ZM188 177V178H187ZM238 177V178H237ZM242 177H243V179H242ZM247 178V179H246ZM66 179V178H65ZM230 179V180H229ZM234 179H235V181H234ZM236 179L238 180V181H236ZM246 180V181H245ZM185 181V182H184ZM191 181V182H190ZM31 180H29V179H27V181H26V183H27V186L25 187V185H23V182L20 180V183H16V185L14 184V189H16V187H18L17 188V190L19 189V191L21 192V191H23V192H25V188H27L28 189V186L30 185V184H32V187H31V185L29 186L30 188L29 189H33L35 186H36V183H34V182H32ZM193 182V183H192ZM22 183V184H21ZM30 183V184H29ZM151 183V184H150ZM164 183V184H163ZM184 183V184H183ZM188 183V184H187ZM235 183V184H234ZM247 183V184H246ZM158 184V185H157ZM160 184V185H159ZM186 184V185H185ZM202 184H204V185H202ZM237 184V185H236ZM248 184H250V185H248ZM22 185V186H21ZM148 185H149V187H148ZM154 185V186H153ZM157 185V186H156ZM167 185V186H166ZM188 185V186H187ZM195 187H194V186ZM231 185V186H230ZM245 185V186H244ZM255 185H257V189H256V186ZM154 189L155 188V190H152V188ZM159 187V188H156V187ZM193 186V187H192ZM227 186H230V187H227ZM237 186H238V189H237ZM165 187V188H164ZM184 187V188H183ZM252 189H251V188ZM22 188V189H21ZM164 188V189H163ZM198 188H200V189H198ZM261 188V189H260ZM14 189H12L11 190V194L13 195L15 192H13L14 191ZM166 189H167V191H166ZM216 189V190H215ZM229 189V190H228ZM231 189V190H230ZM236 189V190H235ZM253 189H254V191H253ZM157 190H159V191H157ZM224 190H227V191H224ZM234 190V191H233ZM240 190V191H239ZM252 190V191H251ZM263 192H262V191ZM144 191H145V194H144ZM153 191H155V192H153ZM165 191V192H164ZM178 191V192H177ZM208 191V192H207ZM210 191V192H209ZM236 191V192H235ZM239 191V192H238ZM245 191H247L246 193H245ZM249 191V192H248ZM23 192H21V193H23ZM162 192L164 193V196L163 197H160L161 195H163L162 194ZM166 192L168 193V194H166ZM173 192V193H172ZM191 192H192V194H191ZM224 192V193H223ZM241 192V193H240ZM256 192V193H255ZM153 193V194H152ZM156 193H157V195H156ZM161 193V195L159 196V194ZM197 193V194H196ZM201 193V194H200ZM222 193V194H221ZM243 193V194H242ZM255 193V195H257V196H255V195H253ZM174 194V195H173ZM178 194V195H177ZM231 194H233V195H231ZM251 194H252V196H251ZM144 195H146V197L144 196ZM169 195H172L173 196V199H175V201H177V202H174L172 205H173V208H171V210L173 209V213L174 214H170V215H168V213H166V212H168V210H170V208L167 206V204L165 203V202H163V200L166 198V197H168ZM190 195H193V196H190ZM198 195V196H197ZM259 195H261V196H259ZM155 196H157V198L155 197ZM205 196V197H204ZM236 196L240 199H238L239 200V203H238V201L235 203V204H233V205H236L237 207H239L240 205H241V207L242 206H247L248 205V207H251L253 210L256 208L257 209V207L258 208H260V209H255L254 210V212H255V216H257V217H254L253 219H249V218H247L248 216H246L245 214L243 215H239L238 217H235V216H233L231 213H227L228 215L226 216V213L225 214H218V215H204V216H200V214H199V211L198 212H196L195 214H193V212L191 213V211H192V206H193V208H194V206L196 207V208H200V209H202V208H204V206H206V203H207V201L209 200H213V201H223V202H229V201H233V199H236ZM175 197V198H174ZM211 197H213V198H211ZM215 197V198H214ZM225 197V198H224ZM256 197V198H255ZM253 198H255V199H253ZM158 199H160V200H158ZM163 199V200H162ZM195 200V201H194ZM251 200H256L255 202L254 201H251ZM139 201H140V203L141 204H138L139 203ZM147 201V202H146ZM204 201V202H203ZM208 201V202H209ZM248 201H249V203H248ZM258 201V202H257ZM157 202H159V203H157ZM163 202V203H162ZM194 202H195V204H197V205H195L194 204ZM197 202H199V203H197ZM257 202V203H256ZM259 202L262 204H260L259 205ZM177 203V204H176ZM179 203V204H178ZM187 204V205H184V204ZM193 203V204H192ZM159 204V205H158ZM162 204H164V205H161ZM208 204V203H207ZM250 204H253L252 206L250 205ZM142 207H140V206ZM160 206V207H158V206ZM202 205V206H201ZM138 206V207H137ZM178 206H180V207H184L185 209L187 208V207H190V208H187L186 210H187V213H186V210L184 209V212H183V216H181V217H178L177 216V214L175 213L176 211H175V208H177ZM186 206V207H185ZM165 209H163V208ZM202 207V208H201ZM253 207H255V208H253ZM138 208H140V210L138 209ZM163 209L162 211H161V214L162 213H166L165 215H161L160 214V210L161 209ZM137 209V210H136ZM155 209V210H154ZM157 209V210H156ZM160 209V210H159ZM167 209V210H166ZM188 210H190V211H188ZM140 211V212H139ZM190 212V213H189ZM186 214H188V215H186ZM190 214V215H189ZM192 214H193V217H192ZM133 215L136 217H133ZM138 215V216H137ZM140 215V216H139ZM156 215V216H155ZM185 215V216H184ZM168 216V217H167ZM171 216V217H170ZM188 216V217H187ZM216 216H217V218H216ZM223 216V218H221ZM150 217V218H149ZM157 217V218H156ZM170 217V218H169ZM183 217V218H182ZM186 217V218H185ZM208 217H210V218H208ZM233 217V218H232ZM241 217H243V218H241ZM264 217V216H263ZM177 219V220H175V219ZM214 218V219H213ZM236 218V219H235ZM246 218V219H245ZM153 219V220H152ZM208 219V220H207ZM213 219V220H212ZM233 219V220H232ZM136 220H138V221H136ZM139 220H140V222L141 223H139ZM221 220V221H220ZM223 220V221H222ZM225 220V221H224ZM239 220V221H238ZM240 220H242V221H240ZM250 220H252V221H250ZM257 220H259V221H257ZM143 221V222H142ZM151 221V222H150ZM188 221V220H187ZM212 221V222H211ZM233 221V222H232ZM236 221V222H235ZM246 221V222H245ZM202 222V223H201ZM239 222V223H238ZM80 223H84V221H82L81 220V222ZM102 223H104V222H102V221H98V223H97V225H101ZM234 223V224H233ZM242 223V224H241ZM247 223H248V226H247ZM202 224H203V226H202ZM245 226H244V225ZM143 225V226H144ZM235 225H237V226H235ZM243 227H242V226ZM249 225H253V226H249ZM241 227V228H240ZM245 227V228H244ZM251 228V229H250ZM222 230V231H221ZM225 230V231H224ZM229 230V231H228ZM239 230H241V233L242 232H246V234L249 236L250 234H255V236L254 235H251V236H249V237H247V240L246 239H242V238H240L239 237V235H244V233H242V234H240V232H239ZM244 230V231H243ZM228 231V232H227ZM237 231V232H236ZM219 232V233H218ZM234 232H236V233H234ZM211 233H215L214 235L213 234H211ZM231 233V234H230ZM60 234H61V232L60 233H57V232H52V239H53V244H52V246H53V248H52V256L50 257V259H49V262L48 261H43V259H39V260H41L40 262L42 263V264H67L66 263V259L68 258V257H70L71 255H73L75 252H73V251H75L74 250V248L70 245L69 246V241L67 240V239H65L64 240V238H65V236L62 234L61 236H60ZM213 235V236H211V235ZM245 234V235H246ZM261 236H260V235ZM263 234V235H262ZM108 236V238L110 237V239H108L107 238V236ZM238 235V236H237ZM113 235L111 234V233H106L105 234V238H107L108 240V242L109 241H112L111 240V237H112ZM134 236H135V238H134ZM134 236L132 235V239L134 240L133 242H134V245L136 244H138L137 246L135 245H133V250H131V253L132 254H143V250L145 249L143 246H142V244H141V238L138 236V235H135L134 234ZM136 236H137V238H136ZM237 236V238H235ZM259 236V237H258ZM59 237V238H58ZM63 237V238H62ZM138 237L140 238V239H138ZM195 237V238H194ZM251 237V238H250ZM253 237V238H252ZM255 237V238H254ZM151 238V239H150ZM155 240V242H154V240ZM248 238H249V241H248ZM138 239V240H137ZM156 239H158V240H156ZM193 239V240H192ZM260 239H262V240H260ZM113 240H115V238H114V236H113ZM245 241V242H243V241ZM65 241H66V243H65ZM106 241V242H107ZM119 241V247L121 246V248H119V249H124V244L122 243L123 241H122V239L121 240H118ZM150 241L152 242V243H150ZM158 241V242H157ZM161 241H162V243H164V244H162L161 243ZM252 241V242H251ZM261 241H262V243H261ZM107 242V243H108ZM137 242V243H136ZM241 242V243H240ZM243 242V243H242ZM249 242V243H248ZM253 242L255 243V244H253ZM63 243V244H62ZM157 243H159V244H157ZM246 243H247V245H246ZM259 243V244H258ZM261 243V244H260ZM151 246H150V245ZM149 244H148V248L150 247H152L154 244V246L152 247L153 248V250H156V249H162L166 244H165V242H164V240H163V238H161V237H154V236H152V237H149ZM157 244V245H156ZM243 244H245L244 246H243ZM101 246H103L102 245V243L100 244ZM159 245V246H158ZM242 245V246H241ZM254 245V246H253ZM160 246H161V248H160ZM163 246V247H162ZM246 246H248V247H246ZM252 246V247H251ZM259 246V247H258ZM241 248V250H240V248ZM244 247L246 248L245 249V251H242V250H244ZM250 247V248H249ZM263 247V248H262ZM63 248H65V249H63ZM67 248V249H66ZM68 248H70V249H68ZM73 248V249H72ZM139 248L142 250H139ZM144 248V249H143ZM235 248H236V251H235ZM259 248V249H258ZM72 249V250H71ZM249 249V250H248ZM252 249V250H251ZM238 250V251H237ZM259 250V251H258ZM64 251V252H63ZM138 251V252H137ZM141 251V252H140ZM249 251V252H248ZM68 252V253H67ZM71 252V253H70ZM135 252V253H134ZM140 252V253H139ZM251 252V253H250ZM253 252H255L254 254H253ZM256 252H257V254H256ZM260 252V253H259ZM262 252V253H261ZM237 253H241L240 255L238 254L237 255ZM245 253H250V255H248V254H245ZM20 255L19 256H21L22 254L21 253H19ZM64 254V255H63ZM68 254V255H67ZM242 254L245 256V255H247V256H242ZM251 254H253V255H251ZM261 254V255H260ZM54 255V256H53ZM67 255V256H66ZM215 255V254H214ZM66 256V257H65ZM249 256H250V258H249ZM253 256V257H252ZM254 256H257V259H255L256 257H254ZM260 256H262V257H260ZM54 257V258H53ZM59 257V258H58ZM242 257H244V258H242ZM62 258V259H61ZM218 258V259H217ZM259 258V259H258ZM263 258V259H262ZM58 259H61V260H58ZM64 259V260H63ZM248 259H249V261H248ZM212 260H213V263H212ZM217 260V261H216ZM250 260H251V263H250ZM258 260V261H257ZM65 261V262H64ZM149 261H153L154 262V264H158V262L159 261H157L156 259H150ZM208 261H210V262H208L209 264H217V263H219V257L217 256V255H215V256H212V258L211 259H209ZM44 262V263H43ZM31 264V262L30 261H26V262H20V261H16V263H13V264ZM103 263V262H102ZM102 263H100V264H102ZM128 264H131L132 262H130V261H128L127 262ZM171 263V261H169L168 262V264H170ZM113 264H115V263H113ZM134 264V263H133ZM144 264H147V262H144Z\"/></svg>", "mask_w": 264, "mask_h": 264}]
</instances>
